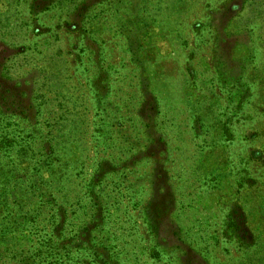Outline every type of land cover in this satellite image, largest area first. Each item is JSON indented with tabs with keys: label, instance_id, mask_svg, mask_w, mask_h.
Here are the masks:
<instances>
[{
	"label": "rangeland",
	"instance_id": "obj_1",
	"mask_svg": "<svg viewBox=\"0 0 264 264\" xmlns=\"http://www.w3.org/2000/svg\"><path fill=\"white\" fill-rule=\"evenodd\" d=\"M0 264H264V0H0Z\"/></svg>",
	"mask_w": 264,
	"mask_h": 264
}]
</instances>
